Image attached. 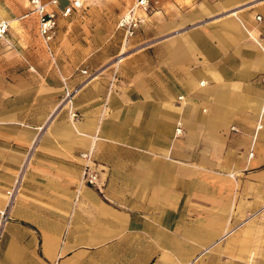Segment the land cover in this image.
I'll use <instances>...</instances> for the list:
<instances>
[{
    "label": "crops",
    "instance_id": "crops-1",
    "mask_svg": "<svg viewBox=\"0 0 264 264\" xmlns=\"http://www.w3.org/2000/svg\"><path fill=\"white\" fill-rule=\"evenodd\" d=\"M156 1L126 39L128 7L57 30L32 81L0 52V207L23 166L0 264H264V0Z\"/></svg>",
    "mask_w": 264,
    "mask_h": 264
},
{
    "label": "rangeland",
    "instance_id": "rangeland-1",
    "mask_svg": "<svg viewBox=\"0 0 264 264\" xmlns=\"http://www.w3.org/2000/svg\"><path fill=\"white\" fill-rule=\"evenodd\" d=\"M134 0H84L83 8L78 17H88L70 20L66 19L58 24L59 31H76L84 33L91 27L99 25L98 22L115 19L121 15L125 9ZM61 3L66 4L65 0ZM29 0H0V12L5 18L16 19V23H10L9 34L4 42H0V52L3 54L2 61L13 64L15 73H21L22 70L28 69L27 73L30 79L40 78V75L47 71L45 65L55 66L43 46L41 39L37 33V23L34 14L30 13ZM25 15V16H24ZM24 18H20L23 17ZM112 18V19H111ZM81 20V21H80ZM98 23V24H97ZM74 33H68L62 40L58 39L55 43L56 51L68 48L71 42L87 43L83 38H78ZM84 36V35H83ZM26 50L27 52H25ZM27 56V57H26ZM28 58V59H26ZM47 68V67H46Z\"/></svg>",
    "mask_w": 264,
    "mask_h": 264
},
{
    "label": "built area",
    "instance_id": "built-area-1",
    "mask_svg": "<svg viewBox=\"0 0 264 264\" xmlns=\"http://www.w3.org/2000/svg\"><path fill=\"white\" fill-rule=\"evenodd\" d=\"M61 0H29L30 13L34 14L37 23V32L43 43V46L51 60V63L55 66L57 60L55 57V51L53 42L58 30V21L60 17H67L73 11H77L83 8L84 0H65L66 4L60 5ZM156 0H135L134 3L126 9V11L119 18L117 27L123 29L124 38L131 37L135 30L139 28L143 22L144 15H147L153 7L156 5ZM259 18V17H257ZM10 28V21L3 17L0 12V41L3 42L7 38V34ZM120 57H116L114 61L118 62ZM86 74V70L81 71ZM92 76V75H91ZM264 80V78H263ZM78 87L65 88L64 98L62 102L69 107L72 105V97L77 91ZM70 116L75 117L76 114L70 112ZM261 125L258 124L257 128ZM232 130L236 131L233 127ZM182 132L180 123H178L175 133L179 135ZM252 156V153L249 154ZM79 157L82 160L81 173L79 179V185L93 187L98 191H101L103 184L100 182V170L97 163L93 159L92 150L80 152ZM23 172V166L19 170L14 183L9 188L4 189L3 192V205L0 207V245L4 236L5 227L11 221L10 208L14 204L16 195L19 191L21 176ZM78 192V190H77ZM76 192V194H77Z\"/></svg>",
    "mask_w": 264,
    "mask_h": 264
}]
</instances>
